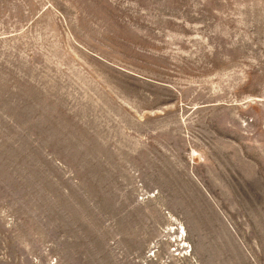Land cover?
Masks as SVG:
<instances>
[{
    "label": "rangeland",
    "instance_id": "374dc122",
    "mask_svg": "<svg viewBox=\"0 0 264 264\" xmlns=\"http://www.w3.org/2000/svg\"><path fill=\"white\" fill-rule=\"evenodd\" d=\"M0 264H264V0H0Z\"/></svg>",
    "mask_w": 264,
    "mask_h": 264
}]
</instances>
